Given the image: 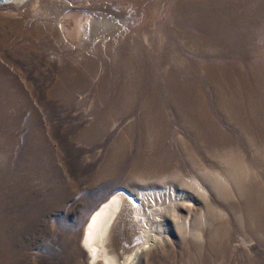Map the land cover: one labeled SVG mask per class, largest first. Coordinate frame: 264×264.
Returning <instances> with one entry per match:
<instances>
[{"label":"rangeland","instance_id":"374dc122","mask_svg":"<svg viewBox=\"0 0 264 264\" xmlns=\"http://www.w3.org/2000/svg\"><path fill=\"white\" fill-rule=\"evenodd\" d=\"M116 194L126 264H264V0L0 5V264H104Z\"/></svg>","mask_w":264,"mask_h":264},{"label":"bare ground","instance_id":"6f19581e","mask_svg":"<svg viewBox=\"0 0 264 264\" xmlns=\"http://www.w3.org/2000/svg\"><path fill=\"white\" fill-rule=\"evenodd\" d=\"M137 196H139L137 197L139 199L138 201L144 199L143 193H139ZM128 198L125 194L112 195L109 200L105 201L99 209L92 214L87 224L84 244L90 250V254L93 255L97 261H103L104 264H126L130 259H136L140 256V253L145 248V244L149 241L146 239L142 244H139L138 247L122 261L116 258V252L113 250V246H115L117 233L122 229V232L126 233L128 229V217L125 215L130 205ZM138 201H134L133 203L136 205ZM178 225H180V223Z\"/></svg>","mask_w":264,"mask_h":264},{"label":"water","instance_id":"95a60500","mask_svg":"<svg viewBox=\"0 0 264 264\" xmlns=\"http://www.w3.org/2000/svg\"><path fill=\"white\" fill-rule=\"evenodd\" d=\"M14 1H23V0H0V5L1 4H8V3H11V2H14Z\"/></svg>","mask_w":264,"mask_h":264}]
</instances>
